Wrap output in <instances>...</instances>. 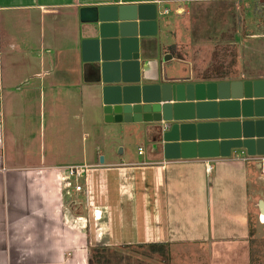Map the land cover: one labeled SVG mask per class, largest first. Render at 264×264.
I'll list each match as a JSON object with an SVG mask.
<instances>
[{
    "label": "crops",
    "instance_id": "crops-1",
    "mask_svg": "<svg viewBox=\"0 0 264 264\" xmlns=\"http://www.w3.org/2000/svg\"><path fill=\"white\" fill-rule=\"evenodd\" d=\"M255 1L207 2H215L212 8L231 2L248 16ZM192 2L200 1L0 0V264H90L92 242L106 248L166 243L172 257L202 254L201 262L187 264H264L255 260L262 251L255 258L250 246L253 198L264 191L258 157L264 155L240 148L228 156L166 158L148 122L104 120L149 138L137 156L125 147L101 151L96 145L94 153L84 145L91 98L104 114L102 74L82 44L94 33L79 8L143 4L147 15L155 14L157 32L140 38L138 66L126 79L162 84L201 81L162 77L154 59L161 17L172 15L176 23ZM246 79H264V72L220 80ZM76 164L90 166L88 194L75 190L66 174L65 166ZM257 202L262 224L264 198Z\"/></svg>",
    "mask_w": 264,
    "mask_h": 264
},
{
    "label": "water",
    "instance_id": "water-1",
    "mask_svg": "<svg viewBox=\"0 0 264 264\" xmlns=\"http://www.w3.org/2000/svg\"><path fill=\"white\" fill-rule=\"evenodd\" d=\"M143 6L79 8L94 33L82 44L102 74L104 120L151 123L166 158L228 156L240 148L264 155V79L127 84L140 38L157 32L156 15Z\"/></svg>",
    "mask_w": 264,
    "mask_h": 264
},
{
    "label": "rangeland",
    "instance_id": "rangeland-1",
    "mask_svg": "<svg viewBox=\"0 0 264 264\" xmlns=\"http://www.w3.org/2000/svg\"><path fill=\"white\" fill-rule=\"evenodd\" d=\"M257 1L251 3L253 7L248 16L245 15V8H233L231 2L228 7L212 8L215 2L207 1L192 2L184 17L176 23L172 15L168 20L162 16L163 25L160 34L156 36L159 52L154 57L158 75L191 76L201 81H217L264 72V36L261 35L264 33V0ZM235 3L237 5V2ZM201 4L206 5L201 7ZM163 49L169 51L167 56L170 55V59L162 54ZM86 112L91 123L88 137L84 136V139L87 138L84 145L94 153L96 145L101 151L116 148L118 152L121 147H125L134 155L137 154L138 146L143 151L148 149L149 138L133 137L131 133L134 134V129L126 125L108 127L100 107L93 98L89 101ZM97 156L99 158L100 152ZM262 163L264 168V162ZM255 170L260 175V166ZM254 188L255 184L251 183L250 189L253 191ZM260 192L253 198L254 207L250 218V246L254 250L255 258L258 256V250L264 254V223H259L257 202L264 198V191ZM94 246L92 242L90 248ZM105 255L110 264H187V261L201 262L202 259V254L198 252H179L173 257L169 254V258L165 260L146 247L131 245L109 247ZM258 259L264 262V257H257L255 260Z\"/></svg>",
    "mask_w": 264,
    "mask_h": 264
},
{
    "label": "trees",
    "instance_id": "trees-1",
    "mask_svg": "<svg viewBox=\"0 0 264 264\" xmlns=\"http://www.w3.org/2000/svg\"><path fill=\"white\" fill-rule=\"evenodd\" d=\"M251 234V230H250ZM141 246H146L149 248L150 252H156L160 256L164 257L165 260L169 258L168 256V244L163 243H149ZM108 248L96 245L93 248H89V261L90 264H110V261L107 260L106 252Z\"/></svg>",
    "mask_w": 264,
    "mask_h": 264
},
{
    "label": "built area",
    "instance_id": "built-area-1",
    "mask_svg": "<svg viewBox=\"0 0 264 264\" xmlns=\"http://www.w3.org/2000/svg\"><path fill=\"white\" fill-rule=\"evenodd\" d=\"M194 1H202V0H194ZM211 1V0H206ZM239 1V0H236ZM138 152H141V149L138 148ZM260 160H264V156L258 157ZM66 174L70 177L74 182L75 190H82L85 194H88V186H87V176L88 171L90 170V166L86 164H76V165H67L65 166ZM261 174L264 177V168L261 169ZM83 181L82 184L80 181Z\"/></svg>",
    "mask_w": 264,
    "mask_h": 264
},
{
    "label": "flooded vegetation",
    "instance_id": "flooded-vegetation-1",
    "mask_svg": "<svg viewBox=\"0 0 264 264\" xmlns=\"http://www.w3.org/2000/svg\"><path fill=\"white\" fill-rule=\"evenodd\" d=\"M208 81V80H207Z\"/></svg>",
    "mask_w": 264,
    "mask_h": 264
}]
</instances>
